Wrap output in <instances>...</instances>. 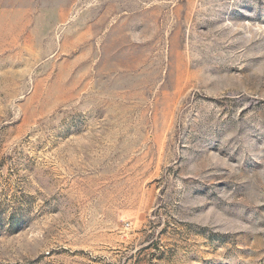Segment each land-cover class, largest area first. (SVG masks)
<instances>
[{"label":"rangeland","instance_id":"obj_1","mask_svg":"<svg viewBox=\"0 0 264 264\" xmlns=\"http://www.w3.org/2000/svg\"><path fill=\"white\" fill-rule=\"evenodd\" d=\"M0 264H264V0H0Z\"/></svg>","mask_w":264,"mask_h":264}]
</instances>
